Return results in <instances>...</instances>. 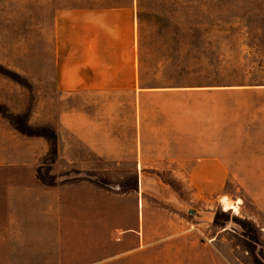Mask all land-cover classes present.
Here are the masks:
<instances>
[{"label": "rangeland", "instance_id": "rangeland-1", "mask_svg": "<svg viewBox=\"0 0 264 264\" xmlns=\"http://www.w3.org/2000/svg\"><path fill=\"white\" fill-rule=\"evenodd\" d=\"M122 2L0 0V264H264V0H135L140 80L66 89L56 13Z\"/></svg>", "mask_w": 264, "mask_h": 264}, {"label": "crops", "instance_id": "crops-1", "mask_svg": "<svg viewBox=\"0 0 264 264\" xmlns=\"http://www.w3.org/2000/svg\"><path fill=\"white\" fill-rule=\"evenodd\" d=\"M126 1L56 13L55 65L66 89L115 88L112 82L138 80L135 0ZM214 165L209 175L217 177Z\"/></svg>", "mask_w": 264, "mask_h": 264}, {"label": "trees", "instance_id": "trees-1", "mask_svg": "<svg viewBox=\"0 0 264 264\" xmlns=\"http://www.w3.org/2000/svg\"><path fill=\"white\" fill-rule=\"evenodd\" d=\"M136 18H137V23H138V13H136ZM138 49H140V46H139V40H138ZM139 51H138V81L140 80V63H141V58H140V55H139Z\"/></svg>", "mask_w": 264, "mask_h": 264}, {"label": "bare ground", "instance_id": "bare-ground-1", "mask_svg": "<svg viewBox=\"0 0 264 264\" xmlns=\"http://www.w3.org/2000/svg\"><path fill=\"white\" fill-rule=\"evenodd\" d=\"M224 201V199H222ZM230 204L224 201V208H230Z\"/></svg>", "mask_w": 264, "mask_h": 264}]
</instances>
